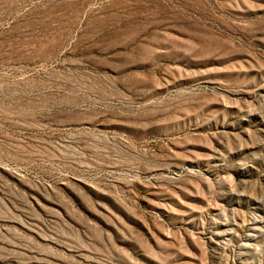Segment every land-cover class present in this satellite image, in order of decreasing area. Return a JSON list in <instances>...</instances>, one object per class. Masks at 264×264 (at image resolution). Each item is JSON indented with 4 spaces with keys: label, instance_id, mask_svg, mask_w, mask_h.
<instances>
[{
    "label": "rangeland",
    "instance_id": "1",
    "mask_svg": "<svg viewBox=\"0 0 264 264\" xmlns=\"http://www.w3.org/2000/svg\"><path fill=\"white\" fill-rule=\"evenodd\" d=\"M0 264H264V0H0Z\"/></svg>",
    "mask_w": 264,
    "mask_h": 264
}]
</instances>
